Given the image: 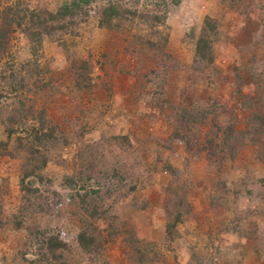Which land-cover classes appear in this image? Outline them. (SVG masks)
<instances>
[{
	"label": "rangeland",
	"instance_id": "374dc122",
	"mask_svg": "<svg viewBox=\"0 0 264 264\" xmlns=\"http://www.w3.org/2000/svg\"><path fill=\"white\" fill-rule=\"evenodd\" d=\"M110 2L129 11L107 27ZM205 17L210 64L195 61ZM56 28L39 43L16 28L0 61V264H264V0H93ZM21 103L57 138L24 178L26 136L4 124Z\"/></svg>",
	"mask_w": 264,
	"mask_h": 264
},
{
	"label": "trees",
	"instance_id": "16d2710c",
	"mask_svg": "<svg viewBox=\"0 0 264 264\" xmlns=\"http://www.w3.org/2000/svg\"><path fill=\"white\" fill-rule=\"evenodd\" d=\"M176 1L178 0H175V2ZM92 2L93 0H68L61 4L56 11L29 9L27 6H22L23 4H20L19 0H14L12 3L6 4L0 10V61H2V57H4L2 54L7 53V46L10 43L11 34L16 28L22 29L29 34L33 40L39 43L43 35H50L51 30L57 29L56 27L65 28L68 26H74L76 21L83 19V17L88 14V8ZM126 11L129 10L123 8L118 3L110 2L99 11L101 25L112 27V20L117 17H122ZM53 22L59 24L53 25ZM217 28L218 25L215 20L210 17H205L199 34L194 42L195 61H206L209 64L212 63V39L217 33ZM12 67L11 64L8 65V68L11 69ZM13 71L14 70L12 69V72ZM16 80L17 79H15V81ZM17 87L13 88L14 92L18 89H22ZM21 104V110H11L10 114L5 117L4 124L8 136L16 133L19 129H21L26 136L24 146H27L28 151L31 152V156L33 157L28 159L25 168L27 167V169H29V166L33 165V169L24 170L22 177L24 178L32 175L35 169L39 167L41 168L47 164V157L45 155L38 157V154L41 152V148H44L47 145L49 146V144L57 138L53 131V127L49 125L43 111L37 112L33 121L32 116H34V114L32 115V107L26 106L23 103ZM22 112L25 113L22 114ZM25 114H28L32 118H28L29 116ZM28 119L32 120L33 123L30 122V124H26L25 121ZM255 129L253 133H260V129ZM36 161H39L40 165L36 163ZM181 214L180 204L175 203L172 205L168 213L169 222L167 227L175 230L180 222ZM97 238L98 237L91 232L88 225L82 228L77 235V240L80 246L85 250L97 248L99 245ZM54 245L58 246L61 250L66 247L64 243L56 242ZM137 245L136 242L127 240V246L129 247L128 255L131 256L130 258L136 259L138 263L150 261L147 257L150 252L149 248ZM55 249L57 248L55 247Z\"/></svg>",
	"mask_w": 264,
	"mask_h": 264
}]
</instances>
